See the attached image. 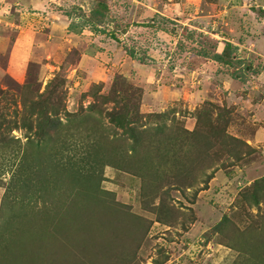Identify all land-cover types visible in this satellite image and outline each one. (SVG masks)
Returning <instances> with one entry per match:
<instances>
[{
    "label": "rangeland",
    "instance_id": "374dc122",
    "mask_svg": "<svg viewBox=\"0 0 264 264\" xmlns=\"http://www.w3.org/2000/svg\"><path fill=\"white\" fill-rule=\"evenodd\" d=\"M22 1L0 0V264L264 262V187L260 203L251 196L264 186V0ZM57 12L65 20H52ZM95 24L96 41L73 36ZM26 29L39 32V48L15 78L9 54ZM81 37L104 52L106 74L82 75ZM26 115L53 129L46 150L67 169L56 202L35 196L23 209L8 187L32 151L17 127ZM116 115L143 129L141 147L107 142L126 136ZM79 166L94 183L75 182Z\"/></svg>",
    "mask_w": 264,
    "mask_h": 264
},
{
    "label": "trees",
    "instance_id": "16d2710c",
    "mask_svg": "<svg viewBox=\"0 0 264 264\" xmlns=\"http://www.w3.org/2000/svg\"><path fill=\"white\" fill-rule=\"evenodd\" d=\"M94 12L100 13L98 8H95ZM71 26L73 28V25H71ZM95 26H96V24H95ZM92 28H93V30H98L97 26L96 27L93 26ZM102 31H105V30L102 29ZM189 36H193V32H190ZM235 48H236V46H235ZM202 52H203V54H208L204 51H202ZM129 53L132 56L135 55L133 50H129ZM228 54H230V52H228ZM213 57H217L218 59L222 58V56H218L217 54H214ZM33 103L35 104V102H33ZM33 112H35V111L33 110L32 113H30V114H33ZM46 118H48V117H46ZM28 119H29V115H26V117H24V119L22 120L23 121L22 124H24V125H21V126L17 125V127H23L24 126L28 130L27 132H28V136H29V141H27L26 144H27L28 148L32 147V151H29L27 149V151H25V153L22 155L21 160L19 161V167H18L17 173H16L14 179L12 178L11 185L8 187L9 190L14 191L16 194L18 192L21 193L20 196L23 199L22 203L23 204L25 203L24 204L25 206L23 209H26L27 205L29 207L31 200L35 196L39 197V199H41L45 204H47L50 201L53 202V197H55V202H56L57 192L60 189L58 187H54V184L59 183V180H62V176L64 175V173H66L65 169H67V165H66L67 163L56 158V156H54V154L56 152H50V150L52 148H49V151L46 150V147H47V141L45 140L46 136H49V132L51 130H53V129H51V130L46 131L47 128H45V126H44V125H48L46 120H43L42 122L40 120H38V123H37L38 126H36V128H35V126H33L32 123H30V121L27 122ZM48 120H49V118H48ZM52 120H55V119H52ZM112 120H113V124L115 126L123 128L126 136L121 135V133L119 132V134L116 133V135H114L115 136L114 139L112 137L109 139V137L107 136L106 137L107 142H113V143L122 142V143H126V144L128 143L129 147H132V148L142 146L141 143L143 140V137H142L143 129H139V128L134 127L132 125V120L130 118H127L126 116H123V115H116L112 118ZM31 121H32V119H31ZM59 128H61V127L59 126V122H58L56 125H54V129L57 130ZM34 136H37V139L34 140ZM43 137H45V138H43ZM232 138L234 139L235 137H232ZM235 139L239 140L237 138H235ZM239 142L250 147V150H252L251 146L248 145V143H246L245 141L243 142V141L239 140ZM105 143L101 142V137L96 138V144L94 143V147H99L98 150H102L100 147H105L104 146ZM191 147H196V144H192ZM58 150H57V152H58ZM105 152L107 155L111 154V151H109V150H107V151L105 150ZM132 152H133V149L129 148V151L127 150L121 154L124 157H125V154H128V156H126V157H130V154H132ZM46 157H48V159H46ZM123 161H125V158H122V162ZM108 164L110 165L111 163H109L108 161H105V165H108ZM75 168H76L75 171L71 170L73 172L72 173L73 176L75 177V182H77V183L80 182V184L83 183L86 185H88V183H94L93 180L91 179L92 176H94L92 173H90L88 170H86L84 167H81V166L75 167ZM120 168H122V169L127 168L128 170H130V168L127 167V165H125V164H123L122 167H120ZM139 173H141V172H139ZM96 175H97V177H96V179H97L96 186L97 187H95V188L97 191H100V190H102V188L98 189L99 188L98 181L101 180L102 177L97 174V171H96ZM261 179L264 180V176H262L258 180H261ZM51 183H53V184L51 185ZM255 184H256V186L257 185H259V186H258V188L254 189L252 191L251 196L253 199V203H260L261 201L259 200V193H261V190L263 189L264 186H262L263 184H261V181L256 182ZM44 188H45V190H44ZM42 192H43V194H42ZM97 209H96V213H92V214H96V218H98V215H100ZM71 216L69 217V221L72 219ZM100 218L103 219L101 216H100ZM225 219H227V218L224 217V221H226ZM58 224H60V222ZM89 226H90V224H89ZM62 228H64V227L61 226L60 229H62ZM84 228L87 229L88 227L84 226ZM75 229H77V228H74L70 231L71 234H72V231ZM79 234H85V232L83 230H80L78 232V235ZM86 247H88V244L82 245V248H86ZM17 262H18V260L14 259L13 255H11V256L6 258L4 263L2 262L1 264H17ZM261 264H264V262H262Z\"/></svg>",
    "mask_w": 264,
    "mask_h": 264
},
{
    "label": "crops",
    "instance_id": "0c3cea01",
    "mask_svg": "<svg viewBox=\"0 0 264 264\" xmlns=\"http://www.w3.org/2000/svg\"><path fill=\"white\" fill-rule=\"evenodd\" d=\"M36 0H25L22 1V3L25 5V2H28V7L31 6V4H34ZM21 3V2H20ZM36 4V3H35ZM26 6V5H25ZM25 6L21 5V8H26ZM45 7V5H44ZM4 11V10H3ZM57 15H51L52 16V20H57V21H61V20H65V16H63L60 13H56ZM58 17V19H57ZM3 17L0 16V20H2ZM4 21L3 23H0V28L1 27H5V18H3ZM68 19V17L66 18ZM27 31L23 34L24 36L21 37H17L15 40V44L13 46V48H11V52L9 55L10 56V65L12 66V68L10 69V72L15 75V78H18V71H22L24 69V66L26 63H28V61L30 59L29 56L31 55L32 57V53L31 51H33V48H39V45H36V38L38 37V33L39 32H35L32 31L30 29H26ZM68 30V29H67ZM23 32V31H22ZM85 32L91 33L93 35L90 36V39H94L96 41V31L94 30H82V32H80V34H78L77 32H72L73 36H81V34H84ZM44 42H51L52 36H55L53 34L52 31H46V33H44ZM3 37V35H2ZM83 37V36H82ZM82 37L79 41V44L76 43V45L74 46V48L77 50L75 51V56L77 55V64L81 66L82 68V75L84 77H86L88 80L94 79L96 78V73L99 72L101 70H103V74H106V70L103 65V63H99L98 59L96 58L97 56H99V54L104 55V52H96V42L94 43L93 41H86V40H82ZM78 38V37H77ZM4 40L0 41V49H3L2 44L3 42H7ZM85 42V43H84ZM43 44V42H40ZM84 43V44H83ZM17 44V47H16ZM83 44V45H82ZM50 45H54V43H50ZM58 45V44H57ZM66 47V44H64ZM105 46V45H103ZM257 46L259 47H263L264 46V42L263 40H259L257 43ZM54 49V46L52 47ZM57 53L58 56H63V52L59 51V49H56V51H54ZM108 52V51H107ZM48 53H46L47 55ZM116 55V54H115ZM23 56V57H22ZM32 59V58H31ZM114 59H117L114 57ZM101 65V66H100ZM106 67V66H105ZM82 76V77H83ZM264 150V147H261ZM260 149V148H259ZM264 158V155H261Z\"/></svg>",
    "mask_w": 264,
    "mask_h": 264
}]
</instances>
